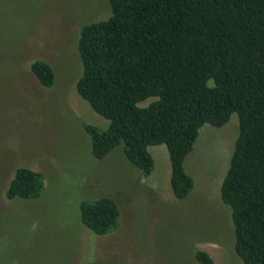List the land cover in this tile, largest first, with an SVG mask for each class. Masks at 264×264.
I'll return each instance as SVG.
<instances>
[{
  "label": "rangeland",
  "instance_id": "obj_1",
  "mask_svg": "<svg viewBox=\"0 0 264 264\" xmlns=\"http://www.w3.org/2000/svg\"><path fill=\"white\" fill-rule=\"evenodd\" d=\"M110 15L109 0H0V264H199L198 250L217 264H244L221 197L240 133L237 114L200 130L185 162L195 182L185 200L173 195L166 145L149 148L150 177L122 146L102 161L92 156L84 125L109 122L77 92L79 38L85 25ZM37 60L53 68L51 88L32 73ZM21 167L43 175L38 199H7ZM102 197L117 202L121 219L97 235L83 225L79 203Z\"/></svg>",
  "mask_w": 264,
  "mask_h": 264
},
{
  "label": "trees",
  "instance_id": "obj_2",
  "mask_svg": "<svg viewBox=\"0 0 264 264\" xmlns=\"http://www.w3.org/2000/svg\"><path fill=\"white\" fill-rule=\"evenodd\" d=\"M111 15L85 25L79 38L77 92L109 124H85L91 153L104 160L122 146L145 177L155 170L151 146L166 145L171 189L185 200L195 188L185 162L205 125L225 126L234 114L240 133L221 186L230 207L236 251L244 264H264V0H109ZM46 88L53 68L31 67ZM151 100L146 106H141ZM39 172L16 170L6 197L38 199ZM83 225L97 235L121 219L110 197L79 203ZM199 264H217L196 251Z\"/></svg>",
  "mask_w": 264,
  "mask_h": 264
}]
</instances>
